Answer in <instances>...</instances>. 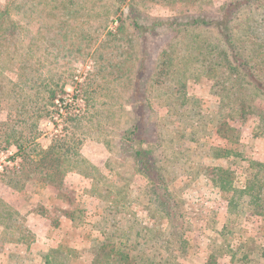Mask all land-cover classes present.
Here are the masks:
<instances>
[{"label": "trees", "instance_id": "16d2710c", "mask_svg": "<svg viewBox=\"0 0 264 264\" xmlns=\"http://www.w3.org/2000/svg\"><path fill=\"white\" fill-rule=\"evenodd\" d=\"M58 1L67 8L79 5L77 0H7L0 10V54L8 52L9 61H21L14 52L18 44L15 10L25 8L34 14L38 6ZM103 1L101 11L92 7L89 12L103 18L117 16L119 25L107 35L113 43L111 54L130 64L124 72L128 94L122 100L130 108L129 123L119 129L115 141L104 142L110 154L103 165L108 177L82 157L80 140L74 137H56L40 151L39 164L28 167L32 172L41 169L45 172L41 178L50 182L69 173L79 174L90 180L94 201L109 202L106 208L95 207L93 213L81 207L76 215L65 214V228L79 231L76 236L82 242L64 251L50 250L43 264H66L71 258L81 264H264V237L244 231L239 222L243 215L264 222V177L255 170L261 164L250 155L232 156L229 150L210 143L214 135L224 141L238 137L228 121H221V105H233L240 114L256 100L264 105V13L254 12L263 0H229L216 14L195 12L169 18L144 13L135 0ZM100 49L101 45L96 51ZM4 80L0 73V82ZM16 80L31 81L24 69ZM195 86L201 90L198 102L188 99ZM44 91L49 101L54 100L55 92ZM9 94L10 112L39 114L36 105L30 107L25 99L20 102L12 91ZM209 112L214 116L206 117ZM173 114L184 123L183 131L175 130ZM258 119L260 130L264 110ZM16 134V129L7 127L0 139L5 148L15 147L8 160L19 159L23 166L24 161L31 162L27 150L40 132L14 139ZM135 176L144 180V186L134 200L124 181L117 185L114 179L126 181ZM197 183L200 199L226 195L224 220L219 225L207 227L205 218L197 223L192 211L184 208L179 197ZM175 184L180 186L175 188ZM1 207L4 233L12 229L6 222L10 214H18L0 202Z\"/></svg>", "mask_w": 264, "mask_h": 264}, {"label": "rangeland", "instance_id": "374dc122", "mask_svg": "<svg viewBox=\"0 0 264 264\" xmlns=\"http://www.w3.org/2000/svg\"><path fill=\"white\" fill-rule=\"evenodd\" d=\"M77 1L78 6L76 4L68 8L65 4L59 5V1L46 7L38 6L34 14L27 13L25 8L15 10L13 19L18 27L15 37L18 44L14 52L23 63L9 61L5 57L8 52H5L6 55L0 54V73L5 79L0 82V135L7 127L16 129L14 139L29 136L35 130L40 132L30 150H27L31 153L27 160L31 162L22 161L24 167L19 159L14 162L8 160L16 151L15 147L11 145L5 148L0 139V202L18 214V217L10 214L11 217L6 221L12 226L10 231L3 233L0 227V264H43V257L50 250L61 248L64 251L65 247L80 245L82 239L76 236L79 231L65 228L68 226L65 214L69 216L72 212L76 215L81 207L93 213L95 207L106 208L109 205L107 200L97 202L91 198L89 181L66 180L65 175L62 179L55 178L50 182L41 178L45 173L41 169L35 172L28 169L30 165L39 164L40 151L47 148L56 137L66 136L80 140L82 157L89 162L94 160L103 175L108 177L103 165L109 160L110 154L104 142L115 141L119 129L129 123L130 108L122 100L128 94V74L124 72L130 64L124 58L116 59L111 54L113 43L107 35L119 25L117 16H95L94 11L103 8V0ZM228 1L135 0V3L141 11L152 17L169 18L195 12L216 14ZM6 3L7 0H0V10L4 9ZM92 7L95 10L89 12ZM254 12L258 16L263 15L264 0L255 7ZM100 45L101 49L97 52ZM23 69L29 73L31 81L14 83L17 74ZM261 73L264 74V70ZM44 89L55 92L54 100L49 101ZM11 91L20 102L25 99L30 107L36 105L39 114L31 115L33 110L27 113L23 110L18 113L19 116H16V112H10L8 103ZM200 91L199 86L190 90L189 101L198 102ZM246 107L247 112L240 114L233 105H221V121H228L238 131V137L236 140L224 141L214 135L210 143L214 147L229 150L232 156L235 153L250 155L261 164L255 170H259L260 176L264 177V126L260 130L258 128L261 126L258 114L264 110V105L256 100ZM210 116L214 115L211 112L206 114V117ZM172 117L175 130L183 131L184 123L178 116L173 114ZM230 117H233L232 120H227ZM35 143L39 147H34ZM181 147L185 149L186 145ZM50 159L49 156L45 162ZM178 167L174 169L178 171ZM18 169H22V173H17ZM114 180L117 185H123L124 181L133 199L144 186V180L138 176L126 181L121 177L120 180ZM179 186L175 184V188ZM200 189L201 185L197 183L195 187L183 190L179 198L183 200L184 208L188 212L192 211V219L197 223L205 218L207 227L219 225L224 220L226 195L211 196L213 200L206 201L199 198L202 193ZM3 209L0 208V214ZM239 222L243 224L244 231L249 230L256 233L257 237H264V222L258 218L247 215L244 218L243 215ZM59 233L65 235L66 239L57 235ZM18 237L21 239L16 243ZM82 238L87 243V237ZM200 256L204 257V254L200 252ZM85 261L90 259L86 257ZM81 263L71 258L66 264Z\"/></svg>", "mask_w": 264, "mask_h": 264}, {"label": "crops", "instance_id": "0c3cea01", "mask_svg": "<svg viewBox=\"0 0 264 264\" xmlns=\"http://www.w3.org/2000/svg\"><path fill=\"white\" fill-rule=\"evenodd\" d=\"M90 162H92L91 164H93V165H95L94 163H95V161L94 160H92V161H90ZM96 166V165H95ZM68 178H71V179H74V180H76V181H86V182H88L89 181V183H90V180L89 179H86V178H84V177H82V176H80L79 174H76V173H69V174H67V177H66V180L68 179Z\"/></svg>", "mask_w": 264, "mask_h": 264}]
</instances>
